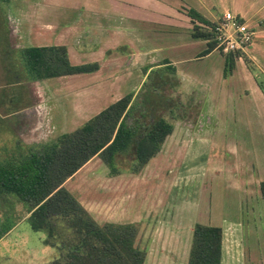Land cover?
<instances>
[{
	"label": "crops",
	"instance_id": "1",
	"mask_svg": "<svg viewBox=\"0 0 264 264\" xmlns=\"http://www.w3.org/2000/svg\"><path fill=\"white\" fill-rule=\"evenodd\" d=\"M15 1L20 2V0ZM47 1L52 0H21V6L18 7L21 12L18 11L17 16H11L7 12L8 20L9 18H11L10 20H19L20 18L22 20L19 30L22 42L14 47L7 36L9 45L14 50L33 46H65L71 64L97 65V68L89 72L56 76L39 81L24 80L22 85L24 90L20 100L13 97L12 101H6L7 107H5L9 111L2 117L3 121L15 120V133L18 138H1L0 155L3 154L5 147L19 146L25 150H37L56 140L62 134L75 131L126 95L134 93V97H136L155 69L167 65L174 66L181 92L187 90L189 94H197L198 98L200 97L195 105L198 108L197 118L186 119L185 121H190L188 122L190 124L184 128L174 125V131L167 136L161 151L138 173L123 172L112 176L109 168L102 161L105 174L101 188L106 187V189L97 188L98 183L95 187L96 182H93L92 179L91 189L93 192L90 197H87L84 207L92 215L94 214V218L100 224L107 222L139 224V235L145 231L148 224L154 225L155 228L151 232L153 235L154 232L158 234V237L152 240L150 251L141 247L147 252L144 264L148 263L149 257H154V264H188L194 228L197 223L201 222L198 219L188 222L184 220L176 205L171 206L170 211L166 210L171 189L179 187L172 186L171 178H165L168 171L172 174V178L178 176L176 169L169 168L171 163L174 164L175 159L179 157L176 154V148L175 153H170L172 151L170 147L182 145L183 148H186L188 155L186 168L193 167V170H185L188 173L184 178L188 180L178 183L184 182L181 187L185 191L186 183L190 184L196 180L195 178L202 176L207 167L203 156L200 157L201 160L199 157L196 160L189 159L191 151L189 147L194 142L199 144V148L202 147L204 142L210 141L213 136L218 135L216 130L218 125L232 123L231 115L229 120L225 119L223 115L231 114L230 104L233 98H250L252 105L254 104L255 107V104L258 103L262 114H264V91L248 77L247 72L242 70L239 61L231 75L223 76L226 63L225 53L214 49L204 55L208 48V40L193 35L194 25L202 26L203 24L199 19L189 16V12L199 14L211 22L221 21L227 11L233 12L254 31V40L247 51L251 54V52L255 53L253 49L256 52L264 50V46H262L264 44V0H53L59 8L63 3H69L68 8L73 13L71 19L64 23L61 20L50 21L42 16L39 11L43 9L40 8L39 3ZM32 4L37 5L33 6ZM67 17L64 15V18ZM67 24L68 26H65ZM62 27L66 28L61 30ZM63 34L66 35L65 38H63ZM15 38L14 40L17 39ZM17 40L19 41V39ZM208 61L209 63H206ZM214 62H217L219 66L209 69L210 63ZM238 70L240 77L246 82L245 84L251 83L250 92L244 93L241 90L239 93H232L230 90ZM77 82L80 83L75 84ZM218 99L221 105H219ZM222 105L229 106V111H223ZM248 106L249 104H243L246 111L248 108H252ZM232 121L235 122V118ZM185 130H188V133ZM24 133L26 137H24ZM184 157L186 156L184 155ZM96 159H100V157L94 156L89 160L64 183L65 187L68 189L69 185L73 184ZM160 163L165 167H161ZM216 166L218 167L217 164ZM240 166L235 163L233 167H230L232 170L228 175L234 181L232 186L234 193H239L242 190L243 186L240 187L239 179L246 178L247 185L245 187L251 192L252 198L255 194L259 197L262 194L261 196L264 198L261 184L262 181L264 182V178L262 177V181H257V183L253 181L254 183L251 184L250 179L256 176L255 170L253 167L245 165V169L241 170V173ZM219 167L220 169H214H218L216 173L222 174L226 168L223 165ZM262 173L264 174V166ZM100 174L92 173L91 176L99 177ZM111 180L117 182L119 186H112L113 189H111L109 186ZM106 181L108 182L107 186ZM167 184L170 186L167 187ZM251 185L254 189L250 188ZM258 186L261 192L258 191ZM157 189L160 190L159 194H155ZM107 190L114 191L118 197L131 190L135 194L138 192V197L130 202V207H126V205L123 207L124 203L120 204L117 207L116 218L99 221L93 208H95V204L99 205L96 203L99 199L104 198L106 201V197L110 195ZM94 192L97 193V197L93 196ZM72 193L76 194L73 190ZM240 195L243 196L241 193ZM160 197L162 198L159 199ZM188 198L186 197L187 200H189ZM183 199L185 198L182 196L181 201ZM240 199L238 197L235 202L237 211L238 207L243 206L245 200L243 197L242 201ZM10 200L12 205L4 206V210L10 208L18 217L10 218L14 226L0 239V248L7 246L6 242L11 240V236L24 222H29L28 217L31 215V212H28L22 203L12 197ZM151 216L153 219L149 221ZM162 216L174 217V220L177 221L175 225L179 229L176 230L172 224H164ZM206 218L209 219V216ZM214 218L216 219L215 215ZM215 219L214 221H205L207 223L203 224L223 228L221 264H247L245 256L244 258L242 256L243 248L240 243L244 237L242 225L225 218H222V222L216 225L213 224L217 220ZM1 221L9 222L4 216ZM184 225L189 226L185 233L180 228ZM188 230L191 238L186 235ZM42 236L40 238L44 242L46 234L45 237Z\"/></svg>",
	"mask_w": 264,
	"mask_h": 264
},
{
	"label": "trees",
	"instance_id": "2",
	"mask_svg": "<svg viewBox=\"0 0 264 264\" xmlns=\"http://www.w3.org/2000/svg\"><path fill=\"white\" fill-rule=\"evenodd\" d=\"M190 15L203 24L194 25L193 35L208 40L206 55L216 49L218 23L196 13ZM4 39L0 52L3 69L11 81L0 88L1 103L12 101L13 97L20 100L24 80L39 81L97 68L71 64L65 46L26 47L17 52L21 62L16 64L13 55L17 50L9 45L7 36ZM244 55L241 51L226 53L225 77L233 73L237 58ZM163 84L179 86L174 66L152 72L143 87L150 89L142 93V105L135 103L136 97L131 93L75 131L62 134L37 150L5 147L0 155V239L14 226L10 218L18 217L10 208L4 210V206L12 205V197L31 212L29 223L33 230L46 234L44 243L61 250V256L49 264H144L147 252L138 243L140 225L100 224L64 183L94 156L100 157L112 176L140 172L161 151L175 128L174 122L161 114L162 110L172 109L171 100L160 107L157 102L164 97L155 99L156 95L151 94V89ZM261 88L264 90V86ZM3 116L0 115V124ZM262 189L264 192V182ZM2 216L9 222H2ZM222 244V227L197 223L188 264H221Z\"/></svg>",
	"mask_w": 264,
	"mask_h": 264
},
{
	"label": "rangeland",
	"instance_id": "3",
	"mask_svg": "<svg viewBox=\"0 0 264 264\" xmlns=\"http://www.w3.org/2000/svg\"><path fill=\"white\" fill-rule=\"evenodd\" d=\"M20 2L15 0H11L7 3L0 1V43H2V41L5 42L4 38H6V36L10 38L9 42L13 43L12 45L14 47L18 43L22 42L20 35L21 33L19 31L22 21L21 18L19 20H10L11 18H9L8 20L7 16V12L11 16H17L18 11L21 12V10H19L20 8H18L21 6ZM32 5L35 6L37 4ZM68 5L69 3H63L62 7L59 8L53 0L47 1L39 3L40 8L43 9L39 12L44 18H48L50 21L61 20V22L64 23L71 19V15L73 13L68 8ZM64 15L68 17L64 18ZM65 26H68V24ZM65 28L62 27L61 30ZM15 37L19 39V41ZM65 37L66 35L63 34V38ZM9 38L7 39V42ZM14 38L16 40H14ZM60 38L62 37L60 36ZM262 46H264V44H262ZM18 51L19 50L15 51L13 55V60L16 64L20 60L19 53H17ZM253 51L255 53H244V56H239L237 61H239L242 70L248 73V77H250L252 81L256 82V84L261 88L264 86V50H257L256 52V50L253 49ZM222 53L224 54V52ZM83 54L85 53L83 52ZM75 55L79 56L77 54ZM3 59V55H1L0 52V88L7 86L8 81H11V78L6 76V73L3 69ZM206 63H209V61ZM21 64L23 67L24 64ZM218 66L219 65L217 62L210 63L209 69L217 68ZM222 68H224V65H222ZM18 71L21 74L20 70ZM237 75L234 77V82L231 83L230 90L232 93H239L241 90H243L244 93H246V91L250 92L252 89V85H250L251 83L247 85L245 84L246 82H244L240 77L239 70ZM79 83L80 82H77L75 84ZM147 89H150V87L147 86L146 88H142L141 93L136 96L135 103L137 105H142L141 103L143 102V97L141 95ZM184 91L181 92L180 85L175 86L166 84H163L162 87H158L154 90L151 89V94L153 96L156 95L155 99L157 96L164 97L159 100V102H157L158 106L162 107L169 99L171 100L172 109L168 111L162 110L161 114L172 120L174 125H180L181 128H184L186 125L190 124L188 123L190 121H185L186 119L197 118L196 116L198 113V108L195 105L200 99V97L198 98L197 94L191 95L187 90ZM253 100L255 101L256 99ZM219 101L220 100L218 99V103ZM1 102L2 101L0 98V115L3 116L8 114L9 110L5 107V102ZM243 104H249V106L252 108H248L246 111L243 107ZM219 105L221 104L219 103ZM222 106L224 107L223 111H229V106ZM230 109L231 114H224L223 116L225 119L227 118V120L231 119L230 117L232 116V119L235 118V122H233L231 119V124L218 125L216 128L218 135L215 137L213 136L210 141L204 142L202 147L199 148V144L197 142H194L193 145L189 147L191 150L189 152V159L196 160L198 157L200 158L203 156L206 160L205 166L207 167L202 173V176L195 178L196 180H193L190 184L188 182L186 183L185 191L184 188L181 187L184 182H181V184L178 183L179 181L185 180L184 177L186 176V173H188L185 170H193V167L189 166L186 168V158L188 157L186 148H183L182 145L178 147H170V150H172L170 153H175L176 148V154L179 157L178 159H175L174 164L171 163L169 168L173 167V169H176L178 171V176L172 178V174L167 170L168 174L165 178H171L170 180L172 181V186L179 187L171 189V194L168 198L169 201L167 200L168 206L166 210L170 211L171 206L176 205L182 217L187 222L197 221L198 219L201 223H207L205 221H214L215 215L216 219L219 220L217 221L215 219L216 221L213 224L216 225H219L222 222V218L237 222L236 224L240 223L239 225H242V232L244 235V237L241 239L242 242L240 243L242 246L241 248H243L242 256L243 258L245 256V262L247 264H264V198H262V194L260 197L255 194V196L253 195L252 198L251 192H249V190L245 187V185H247L246 178L239 179L240 187L243 186L244 188L242 187V190L239 193H234V190H232L234 181L228 177V175H230V171L232 170L230 167H233V165L236 163L237 165H241L239 167L240 172L241 170L243 171V169H245V165L253 167L256 176L250 179L251 184L263 180L264 174L262 173V167L264 166V114H262L260 105L258 106V103L255 104V107L254 104L252 105L250 98H233L231 100ZM14 121L15 120L11 119L9 121H3V123L0 124V140L4 137L18 138L17 134L15 133L16 130ZM216 130L215 133L217 132ZM187 131L188 130H185L186 133H188ZM23 135L26 137L25 133ZM183 149H185V151H183ZM164 153L166 152L164 151ZM184 155L186 157H184ZM222 165L224 168H226V170H223L222 174L216 173L217 170L220 169L219 166ZM160 166L165 167L164 164L161 163ZM92 173L101 174L99 177H92ZM104 174L105 168L102 160L96 159L86 168L85 171H83L78 176L77 180L73 184L69 185L68 190L71 192L73 190V192L76 193L74 195L78 197V199L84 205L87 197H90L91 192H93L91 189V180L93 179V182H96L95 187H97L98 183L97 188H101L102 181L104 180ZM262 183L263 181L261 184ZM107 185L108 182L106 181V186ZM168 185L169 184H167V187L170 186ZM109 186L111 189H113L112 186L117 187L119 185L114 180H111ZM250 188L254 189L252 185ZM101 189H106V187ZM182 191L184 192L182 193ZM258 191L261 192L259 186ZM107 193L110 195L106 197V201H104V198H101L103 200L99 199V201H96V203L99 205L95 204V208H93V212L99 221H106L116 218V213L118 211L117 207L120 204L124 203L123 207H125V205L126 207H130V202L138 197V192L135 194L131 190L126 191L125 194H121L120 197H118V194L114 193V191L107 190ZM156 193L159 194L160 190L157 189L155 194ZM240 193L243 196H241ZM93 196L97 197V193L94 192ZM182 196L185 198L183 201H181ZM98 197L100 198L101 196ZM186 197H189V200H187ZM238 197L241 198V201L242 197L245 198V200L243 206L241 208L238 207L237 211L235 202ZM161 198L162 197L159 199ZM103 203L104 205H102ZM177 204H179V206H177ZM207 216H209V219L206 218ZM152 219L153 217L151 216L149 221H152ZM161 219H163L164 224H172L175 226L176 230L179 229V227L175 225L177 221L174 220V217L162 216ZM146 227L147 228L145 231H142L139 235V243L141 244L142 248L144 247L150 251L152 240L158 237V234H155L154 232L153 235V232H151L152 229L155 228L154 225L148 224ZM188 227L184 225L180 228L182 231H184L183 233H185ZM41 235H43L42 237H45V233L33 230L31 224L28 221L24 222L22 226L11 236V240L6 242L7 246L0 248V264H49L54 259L59 258L61 256V250L58 247L45 244L40 238ZM186 235L187 237L191 238L189 230L188 234ZM183 239H185V236H183ZM153 259L154 257H149L147 264H154Z\"/></svg>",
	"mask_w": 264,
	"mask_h": 264
},
{
	"label": "built area",
	"instance_id": "4",
	"mask_svg": "<svg viewBox=\"0 0 264 264\" xmlns=\"http://www.w3.org/2000/svg\"><path fill=\"white\" fill-rule=\"evenodd\" d=\"M217 23L216 49L225 54L237 51L247 53L254 40V31L247 23L231 11L225 12L223 19Z\"/></svg>",
	"mask_w": 264,
	"mask_h": 264
}]
</instances>
